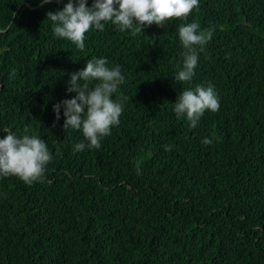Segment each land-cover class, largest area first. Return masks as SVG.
<instances>
[{
  "label": "trees",
  "instance_id": "1",
  "mask_svg": "<svg viewBox=\"0 0 264 264\" xmlns=\"http://www.w3.org/2000/svg\"><path fill=\"white\" fill-rule=\"evenodd\" d=\"M67 3L0 0V139L28 127L52 156L31 184L0 175V264H264V0H199L135 36L102 22L83 50L47 20ZM192 22L212 38L181 82L178 29ZM93 57L124 76L120 123L99 148L53 110ZM197 85L220 106L192 128L174 104Z\"/></svg>",
  "mask_w": 264,
  "mask_h": 264
},
{
  "label": "clouds",
  "instance_id": "2",
  "mask_svg": "<svg viewBox=\"0 0 264 264\" xmlns=\"http://www.w3.org/2000/svg\"><path fill=\"white\" fill-rule=\"evenodd\" d=\"M50 2L41 0L42 4ZM198 6L199 0H94L91 7H88V0H68L63 10L48 12L47 20L52 22L57 37L70 40L83 50L85 34L93 27L104 31L105 23L111 22L119 31L130 30L135 36L143 31L145 25L162 27L166 21L186 19ZM199 30L200 25L196 22L179 26V39L185 53L183 69L175 77L177 81L188 82L193 78L198 63L194 46H201L200 51H203V46L212 38L210 31ZM107 65L106 58L87 60L85 68L71 74L68 81L67 92L75 93V96L53 109L59 120L61 107L64 108V129L82 130L88 148L100 147L101 139L111 134V127L119 125L123 112V102L114 101L112 96L124 82V76L118 65L112 68ZM90 81L97 83L89 88ZM219 106L213 86L197 85L180 93L174 111L178 118L186 116L190 126L195 128L205 110L216 112ZM29 131L25 127L24 135L18 138L11 130L5 129L7 135L0 139V175L17 176L26 184L42 179L46 165L52 160L47 144L39 137L29 135ZM212 142L207 137L202 140L203 145H211ZM85 147L81 142L75 145L74 150L83 151ZM164 147L171 151V146ZM139 168L137 165L138 174Z\"/></svg>",
  "mask_w": 264,
  "mask_h": 264
}]
</instances>
